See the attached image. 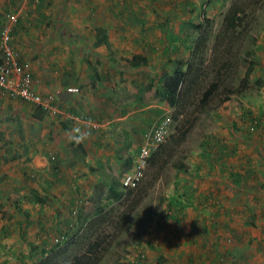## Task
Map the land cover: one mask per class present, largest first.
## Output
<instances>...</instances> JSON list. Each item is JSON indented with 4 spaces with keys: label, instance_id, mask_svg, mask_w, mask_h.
<instances>
[{
    "label": "crops",
    "instance_id": "obj_1",
    "mask_svg": "<svg viewBox=\"0 0 264 264\" xmlns=\"http://www.w3.org/2000/svg\"><path fill=\"white\" fill-rule=\"evenodd\" d=\"M74 1L0 0L1 9L17 15L15 22L0 19V32L9 26V43L29 63L35 92L54 98L50 108H43L0 96V264L46 253L50 240L72 230L76 220L66 215L76 205L72 189L80 185L87 194L93 164L99 166L105 158L130 169L146 129L157 120L159 109H168L156 86L163 72L171 73L174 64L163 65L170 56L154 57L147 48L123 54L129 35L121 20L110 22L108 16L131 12H124L118 0ZM70 10L84 15L83 21H67L73 30L67 33L66 22H52L55 13ZM97 26L105 29L107 44L95 43ZM147 27L155 29L156 24ZM167 39H158L165 44L163 51L176 44ZM102 46L115 51L113 56H103ZM177 47L176 52L182 46ZM69 86L77 90L69 91ZM234 97L222 106L232 110L229 122L215 120L218 132L204 137L200 154L186 163L183 179L167 193L171 216H178L155 217L134 247L144 252L143 262L130 255L124 264H231L236 248L245 246L242 238L253 229L264 235V89L256 100L247 89ZM251 120L254 127L257 121L261 126L248 129ZM76 129L86 138L75 139ZM17 184L33 189L44 202L34 207L23 201L25 211L20 212L7 192Z\"/></svg>",
    "mask_w": 264,
    "mask_h": 264
},
{
    "label": "rangeland",
    "instance_id": "obj_2",
    "mask_svg": "<svg viewBox=\"0 0 264 264\" xmlns=\"http://www.w3.org/2000/svg\"><path fill=\"white\" fill-rule=\"evenodd\" d=\"M187 1H191L190 4L187 3ZM74 2L76 5L77 3H80V0H75ZM230 2L231 0H118L117 4H119L120 6H125L124 12H131V14L127 17H125L124 15H122V17L109 15L108 17L110 19V22L121 20L120 22H123V24L125 25L126 29L123 32L129 35L126 38L130 40H127L122 44L124 45L123 48L125 50V52L123 53L124 55L128 57L133 51L135 53H139V50L143 49V51H145V48H147L148 52L153 54L154 57L157 56V58L166 59V56H170V60L163 62V65L169 66L175 63L174 60H171V55L172 57L177 56L182 60L186 58V48L191 45V41L197 32L194 27H192L188 22H184L182 18L185 19L191 14L192 16L198 17L199 9L204 8L206 17L211 20V29L207 49L208 53L214 42L215 35L218 33L222 25L223 16ZM73 3L72 5H74ZM15 4V8H17V3L14 2V5ZM191 4H193L192 6H194V14L196 15H194L193 13L190 14V12L188 11V7H190ZM1 11L8 10L1 9L0 12ZM83 15L84 14L78 12L73 13L72 10H70L69 14L57 15V13H55V15H53L52 23L53 25H57L58 23L66 22L69 25V28L63 30L67 33H70L73 32V30L70 28L71 24L69 23H77V21H83V19L81 18L83 17ZM79 18L80 20H77ZM67 21H69V23ZM91 21L93 20L91 19ZM154 23L156 24L155 29H153V27L151 29L147 27L148 24H151L153 26ZM139 26H141V28ZM159 38H168L167 40L169 42L176 41V44H181L182 47H180L177 52L174 49L172 51V48L170 47L172 43H169L170 46L168 44L167 50L163 51V45L165 44L163 41L159 43ZM147 41L151 42V45L153 46L147 44ZM154 42L156 43V45L153 44ZM228 44L231 48L230 55L235 52L236 58L238 59L244 55L254 58V66L248 71L249 79H253L262 74V70H264V0H260L258 4H254L253 6H250L246 9L243 24L235 28L232 36H230L229 38ZM111 45V48L115 50V46H113V44ZM99 49L100 52L104 54L103 55L99 53V55L106 56L105 54H108V56H113V54L115 53V51L112 50L108 52L107 48L104 49L103 46ZM116 52L119 51L117 50ZM225 58L228 57L222 56L220 59L223 60ZM233 66L236 67V77L244 75L246 73L245 71H247L246 67L239 64L238 61L235 62ZM133 86H137V88H139L138 85ZM262 88L264 89V85L260 88L249 87L247 88V90L254 98V100H256L257 96L261 93ZM139 89H137L136 92ZM233 98L236 99L234 95ZM227 102L228 101H225L220 105H217L212 111L205 110L204 112L202 111L198 114L194 125L191 127L184 140L180 142L179 145H177L176 152L173 153V155L169 158L168 162L166 163L160 174L157 176V178L152 180L150 186L147 188L146 194L128 216L125 225L122 227V229H120V231H118V233L113 238L107 249L102 253V256L96 264L126 263L127 258L130 257V255L136 256L137 252H135L134 247L138 245L141 234L148 230L149 226H151V224L154 222V218H161V216L163 215L169 216L170 218L172 217L171 211H173L174 209H172L169 205H166L165 199L167 198L168 191L172 189V184L174 182L182 180L184 176L181 173V170L171 166V163L179 159L185 163H190V159L192 158L196 160L202 148L201 141L205 140L204 137L206 135L214 136V132H218V124L214 123L215 120H227V122H229L228 119L232 110H230V107H222L223 105L228 106ZM167 108L168 109L164 111L162 109H159V116L157 120L162 116H168L170 119L169 128L172 131L174 126V121L170 117L172 109L169 106H167ZM41 130L42 128L38 132L40 133ZM38 132L35 131L34 133L32 131L30 133L38 134ZM211 142L213 143L212 138ZM79 150V147L76 146V150L74 151V153H79ZM115 150L118 151L117 149ZM49 156H52V154H48V158ZM49 159L53 160L51 158ZM116 161V159L113 160L105 158V160L100 163L99 166L93 164L94 173L93 175H90L88 177L89 180L87 181V183L92 182L90 183L92 184V186L87 194L86 192H82L83 190L81 191L80 185L72 189L74 192H76L74 201H77L78 196L83 198L80 206H77L76 216H73L70 211H68L67 214L66 211V215H69L70 218L76 220V223L74 224L72 230L60 232L62 234L61 242L55 243L53 241L52 243L50 240L51 248L64 244L66 242H73V240H75L76 238V235L74 234L78 232V236L81 233V228L85 223V219H88L92 215H94L98 206H103L107 210V213L110 217L114 215L117 210L122 208V205L119 204V202L117 203L114 199H111V196H109L107 192L110 186L119 187L120 179L123 177L124 172L129 170V167L126 166V163H123L122 165L117 164ZM144 179H150V173L145 174ZM17 185L18 187L13 185L8 188L7 191L9 192L8 195L11 200L13 202H17V206L15 205L16 208L20 212L25 211V209L23 208L25 205L23 204V201H27L29 203L33 202V206L36 207V204L38 202L34 200L33 195L37 193H35L33 189L25 190L19 184ZM84 186H86L85 183ZM3 195L4 194L0 192V197H2ZM41 207L42 205H40L39 208ZM158 208L162 209L163 211L165 209V212L158 211ZM171 223L175 224L176 222L172 221ZM106 229L107 231H112L113 227L109 224ZM51 231H53V229ZM46 235L49 236L48 233ZM82 241L83 238L80 237L77 239L76 244L70 243L69 250L74 252V250H76L82 244ZM241 242V246H245H243L242 248H236V253L234 254L236 257L231 258V264H264L263 234H260L258 230L253 229L252 231H250L247 237L242 238ZM240 252L241 254L238 255ZM45 254L46 253L41 252V254L28 255V257H23L21 261H19L16 257H13L12 260L8 261L6 264H33ZM245 257L247 258L245 259ZM60 260L61 258H59L57 262H59Z\"/></svg>",
    "mask_w": 264,
    "mask_h": 264
},
{
    "label": "trees",
    "instance_id": "obj_3",
    "mask_svg": "<svg viewBox=\"0 0 264 264\" xmlns=\"http://www.w3.org/2000/svg\"><path fill=\"white\" fill-rule=\"evenodd\" d=\"M259 1L231 0L208 53L211 20L206 17L204 8L199 9L198 17L192 16L191 13H195L194 6L190 5L188 11L191 15L182 20L197 30L196 35L191 41L186 58L182 60L175 56L172 59L175 63L171 73L163 72L156 86L160 98L164 99L172 109L170 117L174 121L173 130L149 153L134 186L109 187L107 191L109 196L122 205L121 209L110 217L103 206H98L96 213L85 219L81 233L78 236V232L74 234L76 238L73 242L50 247L46 254L33 264H96L146 194L152 180L157 178L169 158L176 152L177 145L184 140L198 114L205 110L212 111L217 105L230 100L233 95L241 94L249 87L260 88L264 85V70L257 77L248 78V71L255 63L254 58L244 55L238 59L235 52L230 55L231 48L228 44L235 28L243 24L246 9L258 4ZM190 2L187 1L189 4ZM96 31L95 43L104 41L107 44L105 29L97 26ZM172 46L174 50L179 48L177 44H172L170 47ZM167 48L166 46L164 50L166 51ZM222 56L228 58L221 60ZM237 61L247 70L239 77H236V67L233 66ZM258 126H261L260 121L255 122V127ZM247 127L255 128L252 120ZM171 166L185 171L188 165L179 159L172 162ZM147 173H150L148 180L144 179ZM33 198L38 203L44 202V199L37 194H34ZM176 216L178 214L172 217ZM109 224L113 227L112 231L106 229ZM80 237L83 238V245L81 244L74 252L69 250L70 243L76 244ZM59 258L61 260L57 262Z\"/></svg>",
    "mask_w": 264,
    "mask_h": 264
},
{
    "label": "built area",
    "instance_id": "obj_4",
    "mask_svg": "<svg viewBox=\"0 0 264 264\" xmlns=\"http://www.w3.org/2000/svg\"><path fill=\"white\" fill-rule=\"evenodd\" d=\"M16 16V13L12 11L0 12V19H6L9 22H15ZM9 39L10 29L9 26H6L0 32V96L18 97L43 108H50V104L54 99L53 94L35 92L33 88L35 80L29 63L16 55L9 43ZM67 90L75 91L77 88L69 86ZM169 122L168 116H162L146 129L133 166L123 174L121 179L122 186L131 187L135 185L142 173L147 156L171 131ZM49 158L53 159L54 157L49 156ZM82 199L78 197L76 205L70 209L73 216H76L77 206L82 203ZM53 241L55 243L61 242L62 235L56 236ZM135 257L136 261L142 262L144 260V252L138 251Z\"/></svg>",
    "mask_w": 264,
    "mask_h": 264
},
{
    "label": "clouds",
    "instance_id": "obj_5",
    "mask_svg": "<svg viewBox=\"0 0 264 264\" xmlns=\"http://www.w3.org/2000/svg\"><path fill=\"white\" fill-rule=\"evenodd\" d=\"M74 138L78 140H83L86 138V133H83L79 129H76L74 130ZM158 211H163V210L158 208Z\"/></svg>",
    "mask_w": 264,
    "mask_h": 264
}]
</instances>
